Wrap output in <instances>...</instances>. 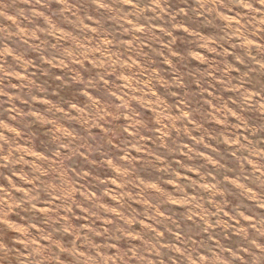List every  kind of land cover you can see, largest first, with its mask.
Wrapping results in <instances>:
<instances>
[{"label": "rangeland", "instance_id": "rangeland-1", "mask_svg": "<svg viewBox=\"0 0 264 264\" xmlns=\"http://www.w3.org/2000/svg\"><path fill=\"white\" fill-rule=\"evenodd\" d=\"M0 264H264V0H0Z\"/></svg>", "mask_w": 264, "mask_h": 264}]
</instances>
